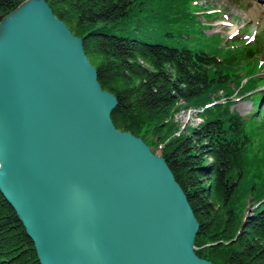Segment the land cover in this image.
<instances>
[{
  "label": "water",
  "instance_id": "obj_1",
  "mask_svg": "<svg viewBox=\"0 0 264 264\" xmlns=\"http://www.w3.org/2000/svg\"><path fill=\"white\" fill-rule=\"evenodd\" d=\"M83 39L45 0L0 20V193L40 264H213L163 156L111 119Z\"/></svg>",
  "mask_w": 264,
  "mask_h": 264
},
{
  "label": "trees",
  "instance_id": "obj_2",
  "mask_svg": "<svg viewBox=\"0 0 264 264\" xmlns=\"http://www.w3.org/2000/svg\"><path fill=\"white\" fill-rule=\"evenodd\" d=\"M23 1L0 0V17ZM45 1L83 39L98 82L116 96L114 126L159 148L199 223L196 254L213 264H264V144H254L262 126L232 109L235 93L258 86L249 66L264 41L223 46L219 35L202 32L193 0ZM181 103L204 108L203 122L175 138L177 127L165 121ZM157 123L158 140L149 142L143 131ZM249 193L260 205L247 216ZM0 264H40L1 193Z\"/></svg>",
  "mask_w": 264,
  "mask_h": 264
},
{
  "label": "rangeland",
  "instance_id": "obj_3",
  "mask_svg": "<svg viewBox=\"0 0 264 264\" xmlns=\"http://www.w3.org/2000/svg\"><path fill=\"white\" fill-rule=\"evenodd\" d=\"M262 3L264 1L260 0H193L192 9L202 25V32L206 36L219 35L223 39V46L241 50L246 45H258L259 41H264V15H260L254 9L256 5ZM1 19L2 17H0ZM232 28L234 32L231 31ZM249 67L253 68L254 74H256L258 86L251 94L235 93L232 96V100L235 103L232 109L249 123L254 118V123L251 124H254L256 129L262 126L255 137L254 144L257 149L259 145L264 144V53L253 59ZM248 70L247 67L241 71L243 78L247 77ZM203 111L204 108L187 107L181 103L173 111L172 115L166 119L165 123L173 124L177 127L173 134L177 138L181 132L197 127L203 122ZM156 125L155 128L151 126L150 130L145 129L143 131V135L149 142L158 140L154 134L159 127L158 123ZM155 151L159 155L158 147H156ZM243 202L247 216L252 215L260 205L251 193L244 198Z\"/></svg>",
  "mask_w": 264,
  "mask_h": 264
},
{
  "label": "bare ground",
  "instance_id": "obj_4",
  "mask_svg": "<svg viewBox=\"0 0 264 264\" xmlns=\"http://www.w3.org/2000/svg\"><path fill=\"white\" fill-rule=\"evenodd\" d=\"M260 1H264V0H260ZM254 9L260 14V15H264V3L262 4H258L254 7ZM232 32H234V29H231Z\"/></svg>",
  "mask_w": 264,
  "mask_h": 264
}]
</instances>
